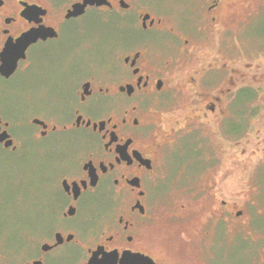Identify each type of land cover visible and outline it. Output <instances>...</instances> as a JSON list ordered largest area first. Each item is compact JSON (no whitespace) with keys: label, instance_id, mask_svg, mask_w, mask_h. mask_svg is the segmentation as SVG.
Here are the masks:
<instances>
[{"label":"flooded vegetation","instance_id":"flooded-vegetation-1","mask_svg":"<svg viewBox=\"0 0 264 264\" xmlns=\"http://www.w3.org/2000/svg\"><path fill=\"white\" fill-rule=\"evenodd\" d=\"M187 1L0 0V147L22 145L3 114L15 106L31 141L53 139L58 169L34 186L35 228L0 251V264H264L259 188L255 203L222 184L197 195L169 174L188 169L186 155L205 162L211 134L229 165L241 166L247 147L264 159V66L248 50L233 59L230 46L247 27L244 2H259L253 19L264 0ZM87 20L112 22L117 43L99 47L93 33L73 46L69 28L86 35ZM137 30L153 37L121 45ZM158 38L166 45L155 49ZM33 70L61 73L39 82Z\"/></svg>","mask_w":264,"mask_h":264},{"label":"rangeland","instance_id":"rangeland-1","mask_svg":"<svg viewBox=\"0 0 264 264\" xmlns=\"http://www.w3.org/2000/svg\"><path fill=\"white\" fill-rule=\"evenodd\" d=\"M152 1L154 5L158 3L159 6L163 1L167 2L169 5L181 6L180 4H182L184 7L190 5L187 0ZM258 3V1H246L244 5H242V8H240V17H238V19L242 17L241 19H243V23L247 25V27H245L242 32H239V34L237 30L231 34L230 46L233 49L232 52L234 55H231V57L235 60H242L248 50L249 54H246L247 59H250L254 64L259 63L264 66V8H258V15L253 19L250 18V15H247ZM193 7L195 10H198L201 6ZM178 8L176 7L174 9L178 10ZM246 15L247 17H245ZM236 24L238 25L236 22H231L230 25L236 29ZM87 26L86 35L77 37L74 36V32H72L73 28H69L71 32V44L73 46H76L80 40L87 39L93 33L99 34L100 43L97 44L99 47L102 45L111 46L117 43L112 34L113 30L110 29L112 22L104 24L87 20ZM151 35V32L144 33L137 30L134 32V37L132 36L130 38V41L126 35L123 36L121 38V45L129 44L130 42L134 43V40L139 42L145 40L146 37L150 38ZM165 45L166 43L164 40H160L159 38L153 42V48L155 49H159ZM202 45L200 46L202 47ZM259 45H263V48ZM256 46L259 48L255 49ZM37 71L39 70H33V77L35 80H39V82H45L46 76L48 75H55L54 81L56 83L61 73L60 70L48 71L44 72V74L42 73L43 71ZM11 85L16 89L14 91H17L20 95L23 88L22 79H14L10 86ZM14 101L18 102L17 97L15 98L14 94L10 92L8 103L14 104ZM15 112V106H9L3 109V114L12 121L10 125L12 134L22 140L21 147L14 152L4 148L1 149L0 147V251L4 252H6V246L17 245L18 243L24 242L20 231H29L35 228L37 222L35 216V203L39 202L41 197L35 201L36 193L34 191V186L45 180H49L50 177L55 175L54 171L58 170L54 169L57 160L52 153L51 145L53 139L49 137L47 139H36L35 141H31L29 136L30 131H32L31 127L25 122L24 124L16 123L20 119V114ZM211 138L215 141L213 143V141L209 139V144L205 150V157L209 156V158L205 162H202L195 157L191 158L186 155V158H189L188 169L169 173L171 178L174 177L172 180L180 182L187 180L186 185L197 186V195L204 193L202 192V186H205L204 188L208 193H220L221 189L219 190L218 188H220V184H222L226 187L228 195L235 192L243 193L241 198L245 197L247 200H251L254 203L257 197L255 193L251 194L250 191L258 190L259 188L258 195L264 201V159H261V153H258V155L256 154L257 158H255L256 156L252 157L254 149L247 147V151L241 156L243 160L242 165H229L228 160L231 158L229 156L230 152L226 153V151H224V147L220 146V143L218 144L213 134H211ZM173 159L174 161H180L182 157L177 156ZM254 161L256 163H254ZM208 163L216 165L215 167H208L202 170L203 166L200 167V164ZM259 163L261 165L258 167L257 164ZM54 192L53 196L57 197V192L55 190ZM166 196L173 199L175 198V193L170 195L167 194ZM250 233L253 238H256L261 232L257 229L250 230ZM240 247L241 246L237 245L234 250L236 263L243 260V257L239 255ZM258 248L259 246L253 248L252 260H255L259 256V252L257 251Z\"/></svg>","mask_w":264,"mask_h":264},{"label":"water","instance_id":"water-1","mask_svg":"<svg viewBox=\"0 0 264 264\" xmlns=\"http://www.w3.org/2000/svg\"><path fill=\"white\" fill-rule=\"evenodd\" d=\"M0 141H2V140L0 139Z\"/></svg>","mask_w":264,"mask_h":264}]
</instances>
